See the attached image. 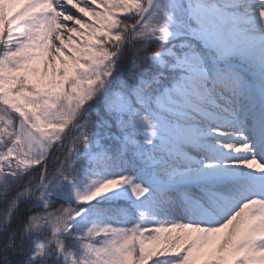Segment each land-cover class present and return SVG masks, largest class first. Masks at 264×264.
Returning <instances> with one entry per match:
<instances>
[{"label": "snow or ice", "instance_id": "snow-or-ice-1", "mask_svg": "<svg viewBox=\"0 0 264 264\" xmlns=\"http://www.w3.org/2000/svg\"><path fill=\"white\" fill-rule=\"evenodd\" d=\"M0 264H264V0H0Z\"/></svg>", "mask_w": 264, "mask_h": 264}]
</instances>
